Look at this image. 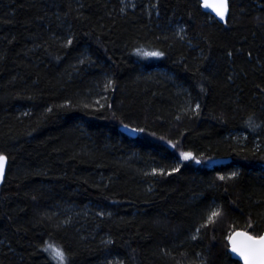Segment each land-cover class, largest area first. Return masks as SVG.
Instances as JSON below:
<instances>
[{"label": "trees", "instance_id": "16d2710c", "mask_svg": "<svg viewBox=\"0 0 264 264\" xmlns=\"http://www.w3.org/2000/svg\"><path fill=\"white\" fill-rule=\"evenodd\" d=\"M227 2L0 0V264H240L229 236L264 231V0Z\"/></svg>", "mask_w": 264, "mask_h": 264}, {"label": "snow or ice", "instance_id": "6c2138e0", "mask_svg": "<svg viewBox=\"0 0 264 264\" xmlns=\"http://www.w3.org/2000/svg\"><path fill=\"white\" fill-rule=\"evenodd\" d=\"M205 6H209V0H204ZM214 4H219L221 7H224L227 5V0H213ZM217 15H220L221 18H223V12L218 11ZM151 55H159V53H151ZM135 131V129H133ZM182 157L184 159L192 158L191 153H182ZM199 163V161H197ZM6 164V157L3 155H0V177L4 174ZM223 179V177H221ZM220 215V212L214 211L212 212L211 216L208 217V223L214 222V218L218 217ZM207 226V224L203 225ZM243 235L245 236L246 240L251 242L247 248L248 250L242 249L237 247L235 244H233L231 251L239 255L245 262V264H250V261L253 259H259L261 261V264H264V235H250L246 231L244 232H235L233 235L229 236V242L232 243L233 236H239ZM50 251L53 259L57 261V264H65V253L62 249L54 247L52 245L48 246V249Z\"/></svg>", "mask_w": 264, "mask_h": 264}, {"label": "water", "instance_id": "95a60500", "mask_svg": "<svg viewBox=\"0 0 264 264\" xmlns=\"http://www.w3.org/2000/svg\"><path fill=\"white\" fill-rule=\"evenodd\" d=\"M202 2H203V5H204L206 11L209 12L216 19L223 21L226 18L227 12H228V2H227V5L224 6V7H221L219 4H214L213 0H209V6H205L204 0H202ZM218 11L223 12V18H221L220 15H217ZM6 170H7V158H6L4 174H3L2 177H0V186L3 183L4 177H5V174H6ZM236 232H244V231H236ZM261 235H264V231H263V233ZM250 243L251 242L247 241L245 236H243V235L233 236V241H232V243L229 242V249H228L230 255L232 256V258L234 260L238 261L240 264H245L244 260L239 255H237L236 253L231 251V248H232L233 244H235L239 248L248 250L247 246ZM250 264H261V261L259 259H253V260L250 261Z\"/></svg>", "mask_w": 264, "mask_h": 264}, {"label": "rangeland", "instance_id": "374dc122", "mask_svg": "<svg viewBox=\"0 0 264 264\" xmlns=\"http://www.w3.org/2000/svg\"><path fill=\"white\" fill-rule=\"evenodd\" d=\"M191 158L189 159H186V160H190ZM214 163H220V161H210L208 164H214Z\"/></svg>", "mask_w": 264, "mask_h": 264}]
</instances>
